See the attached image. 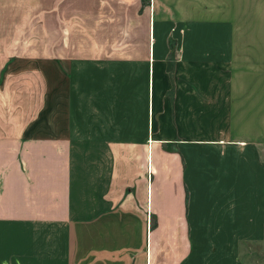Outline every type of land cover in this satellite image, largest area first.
<instances>
[{"label":"crops","instance_id":"1","mask_svg":"<svg viewBox=\"0 0 264 264\" xmlns=\"http://www.w3.org/2000/svg\"><path fill=\"white\" fill-rule=\"evenodd\" d=\"M0 92V264L264 236V0H0Z\"/></svg>","mask_w":264,"mask_h":264},{"label":"rangeland","instance_id":"2","mask_svg":"<svg viewBox=\"0 0 264 264\" xmlns=\"http://www.w3.org/2000/svg\"><path fill=\"white\" fill-rule=\"evenodd\" d=\"M257 30H263L261 28H257ZM247 32V29L242 28L241 34H244ZM0 95H2V92H0ZM14 109L10 108H0V116L1 115H9V112H12ZM264 125H261V131ZM258 128V127H257ZM260 142V141H259ZM175 148V147H171ZM176 149V148H175ZM227 170V166L223 168V171ZM236 180V179H235ZM226 188H224L222 191L224 192ZM228 191L230 192L231 189L228 188ZM227 195V193H224ZM201 238V237H200ZM224 243H227L231 240L230 237H221ZM219 241V240H218ZM234 243L235 247H237V251L233 252H223L224 260L231 259L232 256H234V259H238L240 264H264V236H256L255 238L251 236H239L237 237V244L235 240L230 241L229 244ZM199 247L206 248L208 244L206 242L198 244ZM226 245V244H225ZM211 254V253H210Z\"/></svg>","mask_w":264,"mask_h":264}]
</instances>
